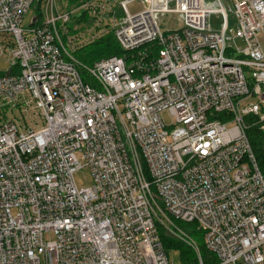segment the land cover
<instances>
[{
	"label": "built area",
	"instance_id": "1",
	"mask_svg": "<svg viewBox=\"0 0 264 264\" xmlns=\"http://www.w3.org/2000/svg\"><path fill=\"white\" fill-rule=\"evenodd\" d=\"M36 1L0 0V264H175L160 228L206 264L176 221L213 264H264V0H87L124 52L89 67L61 37L74 10L22 25ZM30 106L37 126L4 114Z\"/></svg>",
	"mask_w": 264,
	"mask_h": 264
},
{
	"label": "rangeland",
	"instance_id": "2",
	"mask_svg": "<svg viewBox=\"0 0 264 264\" xmlns=\"http://www.w3.org/2000/svg\"><path fill=\"white\" fill-rule=\"evenodd\" d=\"M57 3V7L58 10H63V9H72L75 11V16L72 19V21L68 24V28H74L76 31L75 32H69L68 34L70 35V37L72 38V42L69 45L68 44V38L65 35L64 32H61V37L64 41V44L67 46V48L69 50H71V52H74L76 50H78L79 48L89 44L90 42L96 40L97 38L103 36L104 34H108L110 33L111 30L114 31V26L112 24H107V23H98L97 19L93 18V15L87 11H83L81 9V4H72L71 6H68V3L66 0H55ZM48 2V0H42V7H41V11L43 12L44 16H45V6L46 3ZM224 5L227 8L228 7V2L227 0H224ZM128 11L131 14H136L142 10H144L145 6L138 1H134V2H130L127 5ZM84 13H87L85 19L82 21V17L84 15ZM121 14V13H120ZM37 15V10L35 8H31L28 13L26 14L24 20H23V26L27 27L28 25L31 24L33 18ZM78 18V20H76ZM81 18V19H80ZM88 19V20H86ZM178 16L176 15H166V16H162L160 18V25L163 31H168L170 29H176L179 28L181 26H179L178 23ZM81 20V22H80ZM80 22V23H79ZM212 22H213V26L215 28H220L221 23H222V18L220 15L218 14H214L212 16ZM2 41V39H0V42ZM77 59L79 60V62L83 65V66H92L93 62H89L86 59L82 58V56L80 55H76ZM10 69V65L9 63H7L5 61L4 58H0V70L2 71H7ZM14 70L17 71L18 67H14ZM81 73L84 79L88 80L89 79V74L87 73V71H85L84 68L81 67ZM252 102H255L254 100H252ZM24 107H7L4 114L6 115V118H16L19 119V122L22 125L25 126H29L30 124L37 126L38 122H33L32 119H36V111L33 109V107H29L26 111H23ZM8 112V113H7ZM165 120L169 123L170 119L167 117V115L165 114ZM35 123V124H34ZM42 122H40L41 124ZM74 180L76 185L79 188H87L89 186L92 185L93 181H92V173L90 168L85 167L82 170H79L75 175H74ZM176 225L180 228L183 229L187 232H189V234L192 236V238L199 244V246L202 248H204V235L196 230V224H188V223H184V222H179L176 221L175 222ZM162 233H167L168 231L166 229L163 228V230H161ZM197 253V252H196ZM180 254H181V249L177 248L175 245L172 246V248L169 249V255L171 260L175 263V264H180ZM198 256V253H197ZM215 259L216 256L213 253H210L204 257L206 264H208V260L209 259Z\"/></svg>",
	"mask_w": 264,
	"mask_h": 264
},
{
	"label": "trees",
	"instance_id": "3",
	"mask_svg": "<svg viewBox=\"0 0 264 264\" xmlns=\"http://www.w3.org/2000/svg\"><path fill=\"white\" fill-rule=\"evenodd\" d=\"M66 1L68 3V6H71L72 4H76V5L81 4L82 2H85L87 0H66ZM41 7H42V0H37L36 3L32 6V8H35L37 10V15L33 18V20L36 21V24H41L44 20V14L41 11ZM86 15L87 13H84L82 17L83 18L82 21L85 19ZM76 20H78V18ZM75 31L76 30L74 28L69 29V32H75ZM79 53L82 56V58L86 59L89 62H93L94 64L96 61L102 58H106L112 55H123L124 52L115 37L114 31L111 30L110 33L104 34L103 36L97 38L96 40L90 42L89 44L73 52L75 57L76 55H79ZM249 134L254 146L255 153L260 162V165L262 168H264V137L259 133L258 130H252ZM161 230L163 229L160 228V238L169 258H170L169 249L175 245L177 248L181 249L180 264H200L197 253L193 248L188 246L183 241L167 233L165 234L162 233ZM200 254L204 259V257L209 254V251L205 247L204 248L200 247ZM215 260L216 259L213 258L209 259L208 264H213Z\"/></svg>",
	"mask_w": 264,
	"mask_h": 264
}]
</instances>
